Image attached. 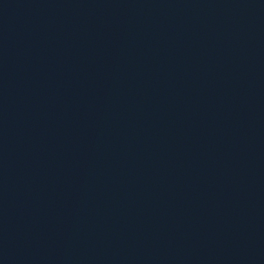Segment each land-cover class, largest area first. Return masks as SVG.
<instances>
[{
	"label": "water",
	"instance_id": "1",
	"mask_svg": "<svg viewBox=\"0 0 264 264\" xmlns=\"http://www.w3.org/2000/svg\"><path fill=\"white\" fill-rule=\"evenodd\" d=\"M0 264H264V0H0Z\"/></svg>",
	"mask_w": 264,
	"mask_h": 264
}]
</instances>
